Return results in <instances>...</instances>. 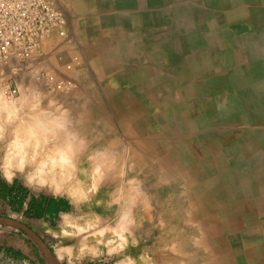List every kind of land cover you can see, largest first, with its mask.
<instances>
[{
  "label": "crops",
  "instance_id": "1",
  "mask_svg": "<svg viewBox=\"0 0 264 264\" xmlns=\"http://www.w3.org/2000/svg\"><path fill=\"white\" fill-rule=\"evenodd\" d=\"M64 1L69 10L66 36H55L45 43L28 67L55 74L69 84L68 90L51 92L34 87L29 78L26 84L16 83L17 92L20 94L31 88L40 91L39 94H56L62 107L83 108L84 101L90 100L85 94L98 93V85L91 79L94 77L97 82V77L90 69L96 70L103 60L108 62L109 69L104 85L117 95L129 94L131 69L135 67L131 56L136 48L139 69L141 63L142 69L146 68L145 22L141 21L145 8L137 12L129 1L123 0ZM182 4V0H173L171 5L174 10L177 7V28L178 24L183 27L185 24L187 30L178 28L174 38L191 37L186 35L189 32L193 37V47L182 59L187 60L192 85L196 86L201 79L211 85L221 78L215 85L217 89L211 86L209 89L218 92L219 108L232 103L235 111L231 117L224 114L219 124H230L233 119L237 122L238 117L240 119L247 112L255 120L245 121L251 127L248 133L240 127L234 134H220V141L224 142L219 144L217 152L210 145L209 129L190 127L185 137L190 142L186 166L179 167L178 157L164 164L162 161L158 171L161 180H154L145 196L139 197L137 236L131 235L129 222L125 224L126 219H122V238L117 236L108 243L94 261L103 260L107 264H264V0H201V5L189 6L190 15L186 21L179 18L178 5ZM164 7L165 4L161 6ZM199 11L217 20L211 23L204 15L202 28H198ZM137 37V47H132ZM82 77L86 78V85L82 84ZM139 79L138 91L146 94L145 75ZM209 89L206 90L208 94ZM155 93L158 97L163 89H156ZM207 103L203 101V110L208 108ZM118 122L125 123L124 117ZM200 134L203 135L201 149ZM216 173L226 174L220 181L219 188L223 191L218 196H214L218 185ZM16 181L21 184L18 179ZM152 189H155L154 194ZM32 193L39 195L40 192ZM67 203L68 210L58 212L56 223L49 218H25L21 213L12 212L3 199H0V216L15 214L34 232L37 233L32 225L42 229V234L37 233L39 236L55 237L53 229L60 223L59 214L73 211L70 202ZM10 234L11 230L0 225V246H16V251L22 248L29 255H36L31 244L21 238H12ZM69 245L72 242L61 243L58 253L53 251L64 264H69V258L62 259L59 249ZM113 248L115 252L111 251ZM85 261L94 262L86 258L80 264Z\"/></svg>",
  "mask_w": 264,
  "mask_h": 264
},
{
  "label": "rangeland",
  "instance_id": "2",
  "mask_svg": "<svg viewBox=\"0 0 264 264\" xmlns=\"http://www.w3.org/2000/svg\"><path fill=\"white\" fill-rule=\"evenodd\" d=\"M55 5L63 10L65 16L69 14L68 3L64 0H53ZM129 1L130 5L138 12L141 8L145 11L141 12V21L145 22V35H146V68L145 70L139 69L138 54L136 48L135 54L131 56V63L135 67L131 69L130 93L117 95L113 90H110L107 85H104L105 77L109 71L108 62L100 60L98 68L90 69V72L95 75L93 84L98 85V93L85 94L90 100L84 101L83 108L69 109L62 107L58 101L59 96L56 94H39L40 91L28 89L14 93L17 96L27 95H41L45 99L42 104H47L49 101L66 109L72 120L74 127L80 132L82 136L89 143V148L101 151L98 159L103 161L104 154H109L115 159V165L109 171L94 200H100L99 206L93 203L91 211L100 215V226L108 225L112 228V232L105 238V244L108 246V240L111 242L117 239V236L122 238L123 221L121 219L122 210H127L125 217V224H130L131 235L137 236L140 218V205L139 197L145 196L147 187L154 182V180H161L160 166L166 162H170L173 158H179L180 168L186 166L187 162V149L190 147V142L186 140L187 130L190 127H197L198 130L209 129L212 149H219L220 134H234L239 132L238 128L242 127L245 132H250L251 128L246 122L255 120L249 112L245 113L242 117H238L237 122L233 119L232 122L226 125L219 124V120L223 115L228 117L233 116L235 109L233 104L229 103L226 107H221L219 102L218 92H212L209 87L217 86L216 79L214 84H205L201 79L200 83L196 86L192 85V77L189 75L186 68L187 60L183 56L189 52L193 47V37L190 34H185L191 37L184 39H175L174 34L178 28L187 30V25L184 27L178 24L176 26V17L178 15L177 7L173 9V0H123ZM182 5L179 7L180 20L186 21L189 6H196L201 3V0H182ZM165 4L164 8L161 6ZM201 5V4H200ZM145 6V7H144ZM187 10V11H186ZM204 11V10H203ZM206 16L207 20H217V17L211 14H203L198 12L200 23L198 28H202V18ZM133 16V13H132ZM68 18V17H67ZM138 20V13H137ZM180 22V21H179ZM179 30V29H178ZM137 42L132 47H137ZM191 42V43H190ZM133 44V43H132ZM178 50V52H176ZM178 53V54H177ZM135 60V62H134ZM189 63V62H188ZM178 64L182 67H178ZM97 72V74H96ZM140 74V75H139ZM145 75L147 81V93L139 92L140 79ZM26 75L17 78V82L26 84L29 81ZM225 80V78H222ZM16 82V83H17ZM82 84L86 85V78L82 77ZM34 87L39 86L32 83ZM177 88V89H176ZM216 88V87H215ZM38 89V88H37ZM156 89H163V93L158 94L156 97ZM210 90V94L206 90ZM217 89V88H216ZM12 94H3L0 90V98L10 96ZM128 96V99H127ZM96 98V99H95ZM207 100V114H203V101ZM147 105L143 108L140 102ZM195 102V104H194ZM202 102V103H201ZM196 103L197 106H196ZM210 106L213 108L210 109ZM75 112L77 113L75 115ZM205 113V111H204ZM79 114V115H78ZM124 117L125 123L120 124L118 121ZM129 118L130 121H127ZM81 120L82 123H75ZM235 121V122H234ZM195 123V125H194ZM206 131V130H205ZM220 131V132H219ZM223 131V132H222ZM203 132V131H202ZM203 135L200 134V149L202 144ZM226 142V141H225ZM234 143V142H227ZM225 173H216V184L214 196H218L220 191L221 179L223 180ZM19 182L23 184L31 192H40L47 197L63 198L67 202L69 199L65 195L56 197L53 195L52 189L47 187H38L27 184L20 177H17ZM222 182V181H221ZM119 188L123 199L120 204H110L106 207L107 200L112 197L116 189ZM153 194L155 189H152ZM164 191V190H163ZM169 191V190H167ZM201 193L202 190H196ZM127 194V195H126ZM152 194V195H153ZM115 195V194H114ZM71 206V205H70ZM126 207V208H125ZM10 218L17 219L25 224L23 219L13 214ZM57 218L52 223H56ZM6 226V225H1ZM37 233L42 234V229L37 225H32ZM11 230L10 236L12 238H21L27 241L34 248L35 256L29 255L25 249H18L26 259H16L0 252V264H51V262L44 256V254L31 242V240L19 230L6 226ZM56 230L53 229V232ZM90 235V234H85ZM42 238L52 251L58 253V248L61 243L78 242L82 237L73 239L58 240L57 237H50L43 235ZM105 244L99 245V252H104L106 249ZM9 248L16 251L12 246ZM61 264H64L61 262ZM83 264V263H82ZM84 264H107L103 260L94 261Z\"/></svg>",
  "mask_w": 264,
  "mask_h": 264
},
{
  "label": "clouds",
  "instance_id": "3",
  "mask_svg": "<svg viewBox=\"0 0 264 264\" xmlns=\"http://www.w3.org/2000/svg\"><path fill=\"white\" fill-rule=\"evenodd\" d=\"M44 99L31 94L0 98V180L12 184L23 177L29 185L51 188L56 197L67 196L73 211L59 214L53 234L58 240L82 238L60 248L61 258L67 256L69 264L86 258L94 261L112 228L101 227L100 215L91 208L93 203L101 204L94 197L115 159L104 154L103 161L99 160L101 151L90 150L69 112L54 102L42 104ZM114 194L106 207L121 203L119 188ZM126 215L127 210H122L121 219Z\"/></svg>",
  "mask_w": 264,
  "mask_h": 264
},
{
  "label": "built area",
  "instance_id": "4",
  "mask_svg": "<svg viewBox=\"0 0 264 264\" xmlns=\"http://www.w3.org/2000/svg\"><path fill=\"white\" fill-rule=\"evenodd\" d=\"M66 31V16L53 0H0L1 92L16 93L22 75L51 92L68 90L69 84L55 74L28 67L45 43L65 37Z\"/></svg>",
  "mask_w": 264,
  "mask_h": 264
},
{
  "label": "trees",
  "instance_id": "5",
  "mask_svg": "<svg viewBox=\"0 0 264 264\" xmlns=\"http://www.w3.org/2000/svg\"><path fill=\"white\" fill-rule=\"evenodd\" d=\"M0 199H3L10 210L15 213H21L25 218L50 219L51 222L57 218L59 211L69 208V204L63 198L47 197L43 194L35 195L25 186L17 183L15 180L8 185L0 180ZM25 206V209L23 207ZM50 213H53L50 215ZM42 238V237H41ZM46 243V241L42 238ZM0 252L16 259H26L19 251L9 247L0 246Z\"/></svg>",
  "mask_w": 264,
  "mask_h": 264
},
{
  "label": "water",
  "instance_id": "6",
  "mask_svg": "<svg viewBox=\"0 0 264 264\" xmlns=\"http://www.w3.org/2000/svg\"><path fill=\"white\" fill-rule=\"evenodd\" d=\"M0 225H6L19 230L31 240V242L44 254V256L51 262V264H61L56 255L53 253V251L42 240L41 236H39L26 224L22 223L17 219H13L6 216H0Z\"/></svg>",
  "mask_w": 264,
  "mask_h": 264
},
{
  "label": "bare ground",
  "instance_id": "7",
  "mask_svg": "<svg viewBox=\"0 0 264 264\" xmlns=\"http://www.w3.org/2000/svg\"><path fill=\"white\" fill-rule=\"evenodd\" d=\"M20 178H21L23 181H25L23 177H20ZM47 188H48V187H47ZM126 195H127V194H126ZM125 208H126V207H125ZM140 253H141V252H140Z\"/></svg>",
  "mask_w": 264,
  "mask_h": 264
}]
</instances>
